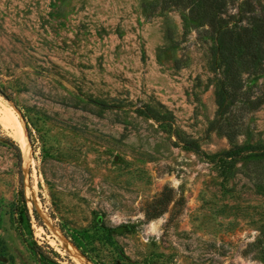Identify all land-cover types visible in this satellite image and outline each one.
Instances as JSON below:
<instances>
[{
  "label": "rangeland",
  "instance_id": "374dc122",
  "mask_svg": "<svg viewBox=\"0 0 264 264\" xmlns=\"http://www.w3.org/2000/svg\"><path fill=\"white\" fill-rule=\"evenodd\" d=\"M247 1L0 0V264H38L20 191L64 262L264 264V58L234 49L233 88L220 43Z\"/></svg>",
  "mask_w": 264,
  "mask_h": 264
},
{
  "label": "trees",
  "instance_id": "16d2710c",
  "mask_svg": "<svg viewBox=\"0 0 264 264\" xmlns=\"http://www.w3.org/2000/svg\"><path fill=\"white\" fill-rule=\"evenodd\" d=\"M192 5L190 7V10L199 8H202L203 1L210 4L212 2L213 4V14L206 15L204 17H208V22H216V20H222L220 16L217 15L215 17V13L222 12L224 4L228 0H188ZM202 2V5H201ZM247 2H250L248 0ZM206 9L203 8L202 12H205ZM212 13V12H211ZM204 14V13H203ZM242 30L244 31V34L238 33L236 36H234V39H229L228 41L221 37V45L224 49V59L227 65V68L230 69L233 77V84L232 87L235 88V85L237 86L238 81L235 78V73H237L235 67H234V60L235 56L233 55L234 49H237L238 47H244L248 50V56L244 58V62L248 64L250 67L258 65L260 63L261 59L264 58V49L261 48L262 42H264V18H260L258 16H252L250 19V23L243 25ZM232 30L230 29L229 32ZM228 32V30H227ZM232 38L231 36H229ZM224 39V40H223ZM238 56V55H237ZM241 58V55H239ZM243 61V59L241 58ZM241 61V63H242ZM237 83V84H236ZM218 104L219 106H223V96L222 94H218ZM9 139V138H8ZM10 140V139H9ZM12 142V140H10ZM15 148L17 149V157H20L19 150L16 144H14ZM20 208H18L16 212V216L14 217L17 222V227L19 234L22 236L23 240L26 243V246L29 250V252L32 254L34 259L38 264H75L74 261L67 258V261L64 262L62 259H60V255L58 252H56L51 246H49L47 243L44 244H38L35 239L33 238H26L23 235V229L29 227V214L27 212V208L24 203L23 194L20 191ZM36 219H38L37 214H34ZM70 241L80 249L82 253H86L87 250V241L85 238L86 234H83L81 232H75V231H69L67 234ZM87 256V254H85ZM74 262V263H73Z\"/></svg>",
  "mask_w": 264,
  "mask_h": 264
},
{
  "label": "bare ground",
  "instance_id": "6f19581e",
  "mask_svg": "<svg viewBox=\"0 0 264 264\" xmlns=\"http://www.w3.org/2000/svg\"><path fill=\"white\" fill-rule=\"evenodd\" d=\"M20 123V122H19ZM17 122H13L11 124L13 128V134L15 139L19 142L20 147L22 148L24 158L26 157V153L28 152V147H27V142L25 138V134L23 131V128L21 125ZM63 243V242H62ZM65 243V242H64ZM61 244V243H60ZM71 245V244H70ZM64 247V246H63ZM68 249V248H67ZM70 249V248H69ZM72 250V257L73 260L75 261V264H88L82 256L73 248L71 247Z\"/></svg>",
  "mask_w": 264,
  "mask_h": 264
}]
</instances>
